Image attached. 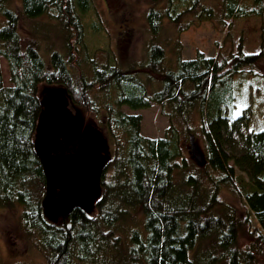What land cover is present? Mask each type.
<instances>
[{
    "label": "trees",
    "instance_id": "1",
    "mask_svg": "<svg viewBox=\"0 0 264 264\" xmlns=\"http://www.w3.org/2000/svg\"><path fill=\"white\" fill-rule=\"evenodd\" d=\"M17 3L21 4L19 9ZM92 6L93 0H0V16L4 18L0 24V207H23L24 227L45 249V264H262L264 129L244 132L250 117L235 110V80L247 67L262 62L264 51L248 54L242 44L238 54L224 61L200 52L197 58L179 59L172 69L165 63L166 49L155 44L144 66L150 74L147 81L141 72L100 62L92 53L91 81L88 73L77 74L79 59L75 62L74 54L67 58L54 51V69H47L36 40L20 31L22 17L52 15L55 9L53 15L75 31L76 44H70L80 53L79 48L88 51L84 16ZM223 11L226 20L264 16V0L251 4L223 0ZM189 16L208 21L215 20L217 13L203 0H153L148 13L156 36L166 19L181 32L188 30L194 22L186 24ZM2 57L9 62L12 86L6 84ZM154 78L163 86L151 93L148 82ZM42 84L65 86L73 102L96 120H100L104 108L117 153L101 172L103 195L96 204L97 215L80 205L60 221H52L47 215L50 178L36 140L44 112ZM100 95L106 97L104 107L99 103ZM154 102L170 116L171 126L163 138L145 136L143 116L123 110L125 105L134 110L150 108ZM198 110L207 141L205 165L222 176L215 185H231L260 224L243 254L237 248L240 220L236 211L228 209L225 216L216 214V194L199 204L198 176L191 174L188 178L194 191L187 203L180 204L182 200L174 197L176 169L190 167L183 158L185 136L194 132L191 120ZM180 122L188 126L186 130L180 128ZM182 158L184 163H180ZM237 167L248 174L249 183L238 175ZM111 169L115 172L110 176ZM134 210L145 215V231L133 227L127 241L117 229L122 221L134 219ZM215 234L225 250L223 256L196 254L200 243Z\"/></svg>",
    "mask_w": 264,
    "mask_h": 264
},
{
    "label": "rangeland",
    "instance_id": "2",
    "mask_svg": "<svg viewBox=\"0 0 264 264\" xmlns=\"http://www.w3.org/2000/svg\"><path fill=\"white\" fill-rule=\"evenodd\" d=\"M213 6L217 13L215 20L200 21L192 16L186 17V24L194 21L188 30L181 32L176 25L166 19L159 35L150 27L148 13L153 0H93L92 9L85 14L87 28L86 49L78 50L75 31L67 26L64 20L57 18L55 9L52 15L45 14L39 18L22 17L21 33L36 40L47 69L53 70L52 54L58 51L69 58L76 56V72L88 73V80H93V67L90 57L97 55L100 62L117 63L124 69H135L141 72L147 81V70L144 68L150 61V51L158 44L166 49V64L176 68L179 59L197 58L200 52L224 61L240 52L243 44L245 53L264 51V16L245 17L233 20L223 19V0H203ZM253 0H246L251 4ZM20 3L16 7H20ZM187 6V5H186ZM163 7V6H162ZM185 7V6H184ZM82 8V7H81ZM54 14V15H53ZM0 16V24L4 22ZM71 43V44H70ZM71 48V49H70ZM90 53V54H89ZM2 68L6 84L13 85L10 65L2 57ZM73 69V66H70ZM148 86L154 93L163 86L157 79H151ZM236 105L238 113L246 112L250 117L245 133L251 130L264 129V60L255 66L246 68L235 80ZM96 91L94 95H97ZM40 95L44 112L37 134L38 150L46 164L50 185L45 201L46 212L52 221H60L75 206L85 207L92 215L98 214L97 202L103 195L100 184L101 172L108 161L117 153L116 139L112 138L106 124L104 108L100 120L89 116L71 99L63 85L42 84ZM104 95H100V105H105ZM123 110L128 114L143 116L142 133L151 138H163L171 126L170 116L164 114L162 105L154 102L150 108L134 110L125 105ZM180 128L187 129L182 122ZM191 125L196 142L206 155L207 141L202 130L200 111L193 114ZM68 137V139L66 138ZM185 156L190 167L180 166L176 169V189L174 197L187 203L194 186L188 183L191 174L198 176L200 183L197 191L198 203L205 204L213 195H217L219 204L216 214L225 216L228 209H233L240 220V234L237 248L243 254L252 243V232L260 228L258 219L247 209L246 201L239 196L231 185L215 180L221 174L213 167L200 163L193 155L191 136H185ZM240 139V138H239ZM241 140V139H240ZM60 142V149L55 151ZM78 152V153H77ZM86 155H82L81 153ZM78 154V156H77ZM180 159V163L183 162ZM88 160V161H87ZM234 165V161L231 162ZM120 170V169H119ZM111 169L109 175H113ZM119 172V171H118ZM237 173L247 183L250 177L237 167ZM219 183V182H218ZM217 189V191L215 190ZM220 189V190H219ZM131 207V206H128ZM23 207H0V264L31 263L45 264L46 252L38 237H30L24 227ZM136 213L129 221H122L118 233L129 240L127 233L138 226L145 231V215ZM215 254L223 256L225 250L219 245L215 234L203 240L196 254ZM230 253V252H229ZM264 264V255L259 258Z\"/></svg>",
    "mask_w": 264,
    "mask_h": 264
},
{
    "label": "water",
    "instance_id": "3",
    "mask_svg": "<svg viewBox=\"0 0 264 264\" xmlns=\"http://www.w3.org/2000/svg\"><path fill=\"white\" fill-rule=\"evenodd\" d=\"M68 139V137H66ZM191 145H192V151L195 158L202 164L206 162V157L203 153V151L200 149L196 142V136L194 134L191 135ZM60 149V142H58L55 151L58 152Z\"/></svg>",
    "mask_w": 264,
    "mask_h": 264
},
{
    "label": "bare ground",
    "instance_id": "4",
    "mask_svg": "<svg viewBox=\"0 0 264 264\" xmlns=\"http://www.w3.org/2000/svg\"><path fill=\"white\" fill-rule=\"evenodd\" d=\"M205 164V163H204Z\"/></svg>",
    "mask_w": 264,
    "mask_h": 264
}]
</instances>
